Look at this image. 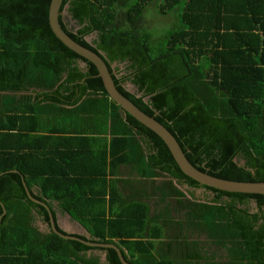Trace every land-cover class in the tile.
I'll list each match as a JSON object with an SVG mask.
<instances>
[{
    "label": "trees",
    "instance_id": "obj_1",
    "mask_svg": "<svg viewBox=\"0 0 264 264\" xmlns=\"http://www.w3.org/2000/svg\"><path fill=\"white\" fill-rule=\"evenodd\" d=\"M51 2L0 0V114H9V120L23 107L34 112L42 103V111L73 107L78 115L111 120L112 170L129 162L145 178L172 179L154 194L160 205L175 201L164 208L165 225L177 230L185 223L192 233L203 232L223 249L224 264H264V196L224 192L187 177L165 142L111 100L96 66L56 37ZM150 6L160 16H172L162 37L145 27ZM259 7L264 5L231 8L228 0H64L60 25L105 61L118 91L162 124L195 168L223 180L264 183V11ZM129 84L138 91L130 92ZM31 92L35 97L28 96ZM8 130V125L0 129V150ZM24 159L0 153V255H29V264H122L114 249L100 244L117 246L129 264H182L158 259L156 240L164 239L165 231L136 199L114 213L115 204L124 205L115 193L109 200L103 192L88 198L66 184L52 195L32 197L48 209L35 203L23 183ZM25 181L31 191L32 183ZM201 189L204 195L197 199ZM56 202L91 239L66 240L34 226V212L50 223ZM173 208L177 219L171 217ZM192 244L197 249L198 242ZM194 254L193 260L202 259Z\"/></svg>",
    "mask_w": 264,
    "mask_h": 264
},
{
    "label": "crops",
    "instance_id": "obj_2",
    "mask_svg": "<svg viewBox=\"0 0 264 264\" xmlns=\"http://www.w3.org/2000/svg\"><path fill=\"white\" fill-rule=\"evenodd\" d=\"M228 1L231 3V8H241L245 4L264 5V0ZM260 9L264 11V8ZM261 35H264V31ZM32 92L28 96L35 97L36 94ZM33 104L34 101L31 105ZM42 107L43 104L40 103L33 112L30 107L25 106L22 113L12 116L9 120L7 117L9 114L7 116L0 114V129L4 130L7 125L9 127L5 132L8 134L5 136V145L0 153L21 154L26 157L22 162L27 172L26 177L23 178L26 192L28 191L31 197L40 196L42 193L52 195L61 189L65 190L66 184H70L75 193H88V198H94L93 194L103 192L109 200L113 192L115 193L113 196L124 202V205H114L112 208L114 213L127 207L131 200L143 202L150 209V217L159 218L155 219V222L158 221L156 226L165 231V238L156 240L155 253L158 259L163 257L182 260L183 258L176 252L174 237L169 240L174 227L165 225L169 219L164 208L168 204L171 209L175 201L166 202V205L163 204L164 207L160 205V195H154L156 187L172 179L167 176L145 178L136 166L129 162L121 163L112 170L110 146L114 138L111 133V120L107 123L103 116L78 115L72 112L73 107H59L51 112L45 109L42 111ZM145 150L147 151L146 145ZM105 166L107 176L104 178L101 173L104 172ZM36 177L39 185L35 184ZM25 180H30L32 183L31 191L27 188ZM174 208L170 210L171 217L177 219L179 214ZM51 210L55 214V225L62 232L86 236L87 231L89 234L83 225L74 220L70 214L63 212L57 202L53 203ZM106 210L110 212L109 208ZM33 218L34 226L40 232L47 234L52 230L50 223L44 222L36 212L33 213ZM99 254L102 256V262H106V254L102 252ZM31 260L29 255L20 253L0 255V264H29Z\"/></svg>",
    "mask_w": 264,
    "mask_h": 264
},
{
    "label": "water",
    "instance_id": "obj_3",
    "mask_svg": "<svg viewBox=\"0 0 264 264\" xmlns=\"http://www.w3.org/2000/svg\"><path fill=\"white\" fill-rule=\"evenodd\" d=\"M64 0H52L49 14V22L52 28V31L56 35V37L70 50L81 56L86 61L94 64L99 71V76L103 80L105 89L109 94L111 100H113L125 113L132 116L139 123L149 128L151 131L156 133L167 145L171 154L173 155L176 163L178 164L181 171L189 178L195 180L202 186H206L209 188L217 189L224 192L229 193H241V194H252V195H263L264 196V183H242V182H233L228 180L219 179L216 177H212L207 173H204L197 168H195L187 159L184 154L181 146L177 142L176 138L158 121L154 118L143 113L138 107H136L129 99L123 96L117 89L113 76L110 73L108 66L105 61L95 54L94 52L84 48L83 46L76 43L72 40L62 29L60 25V9ZM82 66H87V64H83ZM133 88H131V87ZM130 92L136 93L138 90L133 85H130ZM243 164V163H242ZM29 198L32 199L35 203L44 205L39 201L33 199L30 196V193L27 191ZM48 209V208H47ZM50 215V225L51 231L55 234L60 235L62 238L66 240H77V237H73L67 233L61 234L58 231V228L55 225V220L53 218L52 212L49 210ZM86 237L91 239V236L86 231ZM79 240V239H78ZM83 242V241H82ZM86 245L95 246L96 244L84 242ZM102 248H111L114 249L122 264H129L126 262L124 257L122 256L121 250L115 245H98Z\"/></svg>",
    "mask_w": 264,
    "mask_h": 264
},
{
    "label": "flooded vegetation",
    "instance_id": "obj_4",
    "mask_svg": "<svg viewBox=\"0 0 264 264\" xmlns=\"http://www.w3.org/2000/svg\"><path fill=\"white\" fill-rule=\"evenodd\" d=\"M185 188L188 189V187ZM201 191L204 192L202 189ZM184 193L186 194L187 199L191 198L189 197L188 191H184ZM201 195L203 196L204 193ZM172 233L173 234L170 236L169 240L174 237L173 241L176 243V252L183 258L182 260H174L175 262L185 264L187 262L191 263L194 261V264L199 261L192 259V256H195L194 252L200 254V257L202 258L199 261L200 264H224L225 262H228L226 254H223L222 252L223 249L210 241V239H208L203 232L194 231V233H192V231H190L188 226L184 223L179 229L176 230L175 228ZM192 242H198L197 249L194 247Z\"/></svg>",
    "mask_w": 264,
    "mask_h": 264
},
{
    "label": "rangeland",
    "instance_id": "obj_5",
    "mask_svg": "<svg viewBox=\"0 0 264 264\" xmlns=\"http://www.w3.org/2000/svg\"><path fill=\"white\" fill-rule=\"evenodd\" d=\"M144 16L145 27L151 30L155 37H162L171 28V22L173 21L172 16H160L155 11L154 6H150V8L146 10ZM130 85L131 84L127 85L129 90ZM202 193L204 192L201 190L195 192L197 199L201 198Z\"/></svg>",
    "mask_w": 264,
    "mask_h": 264
}]
</instances>
